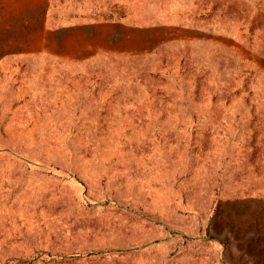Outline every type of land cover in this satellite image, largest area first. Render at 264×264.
Here are the masks:
<instances>
[{"label": "rangeland", "instance_id": "rangeland-1", "mask_svg": "<svg viewBox=\"0 0 264 264\" xmlns=\"http://www.w3.org/2000/svg\"><path fill=\"white\" fill-rule=\"evenodd\" d=\"M47 1L0 0V264H264V0Z\"/></svg>", "mask_w": 264, "mask_h": 264}, {"label": "crops", "instance_id": "crops-1", "mask_svg": "<svg viewBox=\"0 0 264 264\" xmlns=\"http://www.w3.org/2000/svg\"><path fill=\"white\" fill-rule=\"evenodd\" d=\"M48 8H49V3L46 0V2H44V25H45V19L48 18V16L46 15L48 13ZM52 30V29H50Z\"/></svg>", "mask_w": 264, "mask_h": 264}]
</instances>
